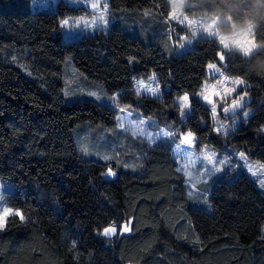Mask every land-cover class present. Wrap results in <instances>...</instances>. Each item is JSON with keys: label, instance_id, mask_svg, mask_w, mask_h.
I'll use <instances>...</instances> for the list:
<instances>
[{"label": "trees", "instance_id": "trees-1", "mask_svg": "<svg viewBox=\"0 0 264 264\" xmlns=\"http://www.w3.org/2000/svg\"><path fill=\"white\" fill-rule=\"evenodd\" d=\"M188 1L191 13L228 15L240 26L256 22L261 49L247 60L203 37L173 52L181 28L145 16L154 9L167 17L168 0H110L116 15L108 28L68 42L61 19L89 12L86 6L59 0L56 10L32 11V0H0V178L19 184L7 202L26 215L24 221L10 215L0 229V264H264V191L242 172L217 181L207 207L195 206L174 151L191 131L196 145L227 150L233 144L264 163V0ZM67 58L115 100H68ZM211 61L248 83L242 93L255 106L229 134L214 130L210 107L198 95ZM154 73L162 94H138L134 81ZM185 93L190 109L181 117ZM123 107L174 133L155 142L143 138L136 171L84 158L73 134L81 121L117 126ZM109 168L115 176L106 175ZM129 220L131 231L121 234ZM113 222L117 234L101 235Z\"/></svg>", "mask_w": 264, "mask_h": 264}, {"label": "rangeland", "instance_id": "rangeland-1", "mask_svg": "<svg viewBox=\"0 0 264 264\" xmlns=\"http://www.w3.org/2000/svg\"><path fill=\"white\" fill-rule=\"evenodd\" d=\"M59 0H32L31 10L32 11H52L56 10ZM71 5H83L89 9V12L70 15L61 19V34L63 41L68 42L79 39L85 33H93L96 28L104 27L108 28L109 24L115 18V11L112 10L110 0H65ZM98 3L99 9H93L91 3ZM107 4L105 10L104 5ZM170 10L167 17H162L156 10L152 9L145 12V16L157 24H163L166 20L176 24L175 40L171 41V47L173 52H184L194 47L196 40L209 37L215 38L218 41V37H210L201 30L200 24L211 23L212 19H216V28H218L221 34L231 35L234 31H247L249 24L252 25L250 36L254 39L256 44L255 52L261 49V43L257 41L255 37V27L257 25L254 21H248L244 26L237 25L233 22L232 18L228 15L223 14H212L206 13H191L186 10L189 4L188 0H184V8L181 10L182 16L188 20L193 21L192 25L180 24L177 20H171L169 14L171 12L172 0H168ZM103 14L106 24L100 19ZM68 20V26H63L62 21ZM223 23H228L229 27H223ZM162 28V27H161ZM215 30V29H214ZM170 36L169 29L166 30ZM219 43V41H218ZM221 46V45H220ZM222 47V46H221ZM238 52L239 49H232ZM216 64L220 69V72H214L207 67V78L204 80L201 90L202 91L205 83L208 85L216 84V82L223 77H229L226 81V87H233L232 80L238 77H233L222 70L220 65L216 61H211L209 64ZM155 79L152 77L148 80L137 79L134 81L135 87L138 90L139 81H143L146 85L155 87L159 85L160 93L162 94V86L157 79V74L154 73ZM240 78V77H239ZM245 81V80H244ZM248 86L245 81V85L236 86L237 91L227 98V102L221 101L219 97H216L217 102V115L215 118L212 117L214 130L221 128L222 132L229 134L237 127L240 126L242 118H248L252 115L255 110V106L247 105L238 114L231 118L223 117L226 114L223 108L227 107L233 99H236L238 95L243 94L242 88ZM218 86L217 90H219ZM140 91L148 94L144 89ZM95 93L96 95H92ZM64 94L68 100H75L78 98L92 97L101 102H113L112 96L107 92L102 82L98 80H91L85 74L78 71L74 66L71 58H67L64 64ZM190 96V95H189ZM200 96V95H199ZM99 97V99L97 98ZM190 98V97H189ZM202 99V97H200ZM202 101H204L202 99ZM211 110V105L204 101ZM126 109L125 112H119L117 115L118 123L115 127H107L103 125L94 126L89 122L81 121L78 122L73 128V134L79 146V150L84 158L86 159H100L105 160L104 157H109L105 160H115L118 164L119 169H131L138 170L139 164L136 161L138 146H141L143 138L150 142H155L161 138H167L162 134V130L169 131L165 126L158 128L153 127L152 118H147L135 113L130 107H123ZM120 109V110H121ZM189 108L184 110V116L188 112ZM247 112L248 116L245 117L244 113ZM130 113V115H129ZM212 115V114H211ZM183 116V117H184ZM143 121V123H141ZM123 124V127L120 125ZM264 131V126L262 127ZM136 144V145H135ZM179 145V148L177 147ZM224 147L227 150H222L218 147L211 145L210 143H203L196 145V137L194 135V141L192 145H186L182 143V135L174 144V151L178 159L180 169L184 172L186 179L185 185L189 194V197L195 206L209 205L208 199L212 193V189L215 183L222 179L233 180L237 175L244 172L246 173L258 188L264 191V187L259 184L260 179H264V163L258 159L249 157L246 152L233 145L226 144ZM183 148H190L188 151ZM192 151V152H191ZM239 153H244V158L239 156ZM208 155H212L213 161L210 162L206 159ZM223 162V163H221ZM219 169V170H217ZM191 173V175H189ZM19 189V184L9 178H0V210L3 207L12 208L13 210H19L26 219V215L20 208H13L8 205L7 194L8 191H15ZM9 217V216H8ZM7 219L4 222L6 226ZM1 229V228H0ZM118 231V228H117Z\"/></svg>", "mask_w": 264, "mask_h": 264}, {"label": "snow or ice", "instance_id": "snow-or-ice-1", "mask_svg": "<svg viewBox=\"0 0 264 264\" xmlns=\"http://www.w3.org/2000/svg\"><path fill=\"white\" fill-rule=\"evenodd\" d=\"M184 0H172L171 4V12L169 14V18L171 20H177L180 24L187 23L188 25H192L194 22L191 20H188L186 17L182 16L181 10L184 8ZM91 7L93 9H99L100 5L98 3H91ZM104 8L106 10L107 4L104 5ZM100 19L104 24L107 23L106 20L103 18V14L101 15ZM217 20L214 18L212 19L211 23H208L206 25L200 24L201 30L206 33L210 37H218L219 45L222 46L223 50H228L230 53L232 52V49H239V51L242 53L243 57L248 58L247 60H250L252 56L255 54L256 44L254 39L250 36L252 25L249 24L247 31H234L231 35H225L221 34L216 28ZM69 21L64 20L62 21L63 26H68ZM215 29V30H214ZM220 51L217 53L218 60L223 62L225 60V53L224 51ZM208 68L210 70H214V72L219 73L220 69L217 67L216 64H208ZM153 79H155V75L153 74ZM229 80V77H223L222 79L218 80L216 84L208 85L205 83L202 91L199 93L200 97L204 101H206L209 105H211V114L212 117L215 118L217 115V102L216 97H219L221 101L227 102V98L231 96L233 93H236L237 87L236 86H243L245 85V81L242 78H235L232 80L233 87L229 88L226 87V81ZM139 88H138V94L139 89H144L148 94H151L153 96H156L160 93V87L159 85L155 87H151L146 85L143 81L138 82ZM218 86H220L219 90H217ZM92 95H96L93 93ZM248 96V92L244 91L243 94L238 95L236 99H233L230 104H228L227 107L223 108V111L225 113H228L230 111H233L239 107L242 106V102L245 100V97ZM99 99V97H97ZM113 101L115 100V97L111 98ZM190 107V98L187 93H185L182 97L179 98V108H180V116H184V110ZM121 112H125L126 109H121ZM130 115V113H129ZM244 116L247 117L248 113L245 112ZM143 123V121L141 122ZM124 125L121 124L120 127H123ZM215 131L220 132L222 131L221 128L215 129ZM162 134L165 136H172L174 133L168 132L165 130H162ZM226 134V133H225ZM182 143L186 145H192L194 141V133L191 131H188L187 133H182ZM179 148V145L177 146ZM239 156L241 158H244V153H239ZM105 160L109 159V157H104ZM206 159L210 162L213 161L212 155H208ZM223 163V162H221ZM219 170V169H217ZM106 175L108 176H115V173L111 168L107 170ZM191 175V173H189ZM259 184L261 187H264V179L259 180ZM2 199V197H0ZM18 216L20 221L25 220V216L19 212V210H13L12 208L3 207L2 210H0V228L4 227V222L7 219L8 216ZM131 221H125L120 225V233H128L131 231ZM103 236L111 237L117 234V226L115 222L109 224V226L104 227L102 232L100 233Z\"/></svg>", "mask_w": 264, "mask_h": 264}, {"label": "water", "instance_id": "water-1", "mask_svg": "<svg viewBox=\"0 0 264 264\" xmlns=\"http://www.w3.org/2000/svg\"><path fill=\"white\" fill-rule=\"evenodd\" d=\"M247 106V97H245V100L242 102V106L235 109L234 111H237V110H240V109H243ZM230 112H233V111H230Z\"/></svg>", "mask_w": 264, "mask_h": 264}, {"label": "crops", "instance_id": "crops-1", "mask_svg": "<svg viewBox=\"0 0 264 264\" xmlns=\"http://www.w3.org/2000/svg\"><path fill=\"white\" fill-rule=\"evenodd\" d=\"M136 81V80H135ZM189 109H190V107H189ZM184 150H186V151H188L190 148H183ZM192 152V151H191ZM178 160V159H177ZM179 163V162H178ZM179 167H180V165H179Z\"/></svg>", "mask_w": 264, "mask_h": 264}]
</instances>
